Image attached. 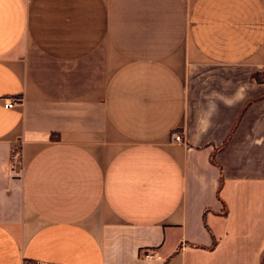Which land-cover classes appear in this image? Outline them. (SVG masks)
Listing matches in <instances>:
<instances>
[{
  "label": "crops",
  "instance_id": "0c3cea01",
  "mask_svg": "<svg viewBox=\"0 0 264 264\" xmlns=\"http://www.w3.org/2000/svg\"><path fill=\"white\" fill-rule=\"evenodd\" d=\"M30 260L264 264V0H0V264Z\"/></svg>",
  "mask_w": 264,
  "mask_h": 264
},
{
  "label": "built area",
  "instance_id": "2783aa9c",
  "mask_svg": "<svg viewBox=\"0 0 264 264\" xmlns=\"http://www.w3.org/2000/svg\"><path fill=\"white\" fill-rule=\"evenodd\" d=\"M16 102H17V99H16V98H14V97H9V98H6V100H5V105H6L7 107H13V106L16 104ZM173 140H174V142H176V143H181V142H183V139H182V137H181L180 134H176V135H174V136H173ZM24 264H42V262H41V261H37V260H30V261H25Z\"/></svg>",
  "mask_w": 264,
  "mask_h": 264
}]
</instances>
